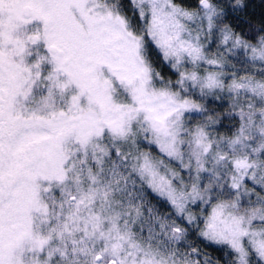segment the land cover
Returning a JSON list of instances; mask_svg holds the SVG:
<instances>
[{
	"label": "snow or ice",
	"instance_id": "1",
	"mask_svg": "<svg viewBox=\"0 0 264 264\" xmlns=\"http://www.w3.org/2000/svg\"><path fill=\"white\" fill-rule=\"evenodd\" d=\"M0 264H264V0H0Z\"/></svg>",
	"mask_w": 264,
	"mask_h": 264
},
{
	"label": "trees",
	"instance_id": "2",
	"mask_svg": "<svg viewBox=\"0 0 264 264\" xmlns=\"http://www.w3.org/2000/svg\"><path fill=\"white\" fill-rule=\"evenodd\" d=\"M256 3L258 4V0H256ZM258 10V9H257Z\"/></svg>",
	"mask_w": 264,
	"mask_h": 264
}]
</instances>
